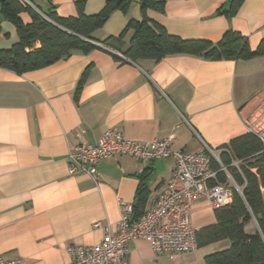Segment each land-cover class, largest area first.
<instances>
[{"label": "crops", "instance_id": "0c3cea01", "mask_svg": "<svg viewBox=\"0 0 264 264\" xmlns=\"http://www.w3.org/2000/svg\"><path fill=\"white\" fill-rule=\"evenodd\" d=\"M50 3L59 16H75L77 0ZM106 0H82L85 14ZM114 9L94 30L95 47L74 50L42 68L17 74L0 67V256L26 264H72L68 246L94 244L114 234L122 203L134 205L142 185L147 211L172 176L170 156L143 161L129 155L100 160L97 181L68 173V152L93 144L107 128L136 141L168 139L171 150L198 151L200 139L219 152L230 139L248 132L244 120L264 99V55L250 59L208 60L177 53L158 61L124 56L101 41L118 36L128 20L140 19L139 0ZM148 18L182 39L217 42L227 30L245 36L254 50L264 40V0H242L232 16L219 14L228 0H158ZM27 23L30 16L20 14ZM18 39L15 27L0 18V48ZM95 222L101 226L94 227ZM192 225L215 222L204 199L194 201ZM128 264H204L197 251L157 254L143 238L127 241Z\"/></svg>", "mask_w": 264, "mask_h": 264}, {"label": "trees", "instance_id": "16d2710c", "mask_svg": "<svg viewBox=\"0 0 264 264\" xmlns=\"http://www.w3.org/2000/svg\"><path fill=\"white\" fill-rule=\"evenodd\" d=\"M0 0V18L9 21L16 29L18 39L10 47L0 48V67L21 74L42 68L72 51L88 52L95 47L91 37L100 28L114 9L125 11L131 0H106L102 8L93 14H85L78 2L75 16H59L50 3L40 8L32 0ZM242 0H228L226 9L217 13L232 16ZM140 19H130L118 36H108L101 44L120 49L122 37L131 31L124 56L135 61L139 58L160 60L169 54L186 53L208 60L250 59L264 55V40L252 50L245 36L227 30L215 43L200 39H182L169 34L158 22L148 18L146 9L161 10L163 2L139 0ZM28 13L30 21L25 23L20 14ZM227 150V151H226ZM259 138L246 132L229 140L219 152L220 162L242 186V193L235 189L230 204L215 208V222L196 230L197 247L218 240H228L225 249L204 256V264H264V152ZM230 156L240 160L237 168L230 166ZM215 167V166H214ZM254 169V171H253ZM219 177L225 179L223 174ZM139 196L133 205L135 217L143 214L141 204L144 196L142 185L137 189ZM253 223L252 231L245 227Z\"/></svg>", "mask_w": 264, "mask_h": 264}, {"label": "built area", "instance_id": "2783aa9c", "mask_svg": "<svg viewBox=\"0 0 264 264\" xmlns=\"http://www.w3.org/2000/svg\"><path fill=\"white\" fill-rule=\"evenodd\" d=\"M244 120L248 132L261 141V151L264 152V99L257 108L247 113ZM200 140L203 147L198 151H173L168 139L136 141L127 139L113 128H107L95 143H79L72 147L67 156L69 175H85L95 181L99 178L97 165L105 158L129 155L143 161L170 156L174 159L172 176L154 204L141 216L135 217L132 203H122L114 234H104L98 243L68 246L72 264H128L126 243L134 238L147 240L151 250L157 254L175 256L195 251L197 229L191 222L194 201L204 199L215 209L231 203L234 189L242 193V186L234 181L228 167L220 162L213 149ZM239 164L240 160L230 156V166L240 171ZM220 174L231 185L222 182ZM93 225L101 226L100 222ZM0 264L26 263L21 258L0 256Z\"/></svg>", "mask_w": 264, "mask_h": 264}, {"label": "rangeland", "instance_id": "374dc122", "mask_svg": "<svg viewBox=\"0 0 264 264\" xmlns=\"http://www.w3.org/2000/svg\"><path fill=\"white\" fill-rule=\"evenodd\" d=\"M134 2L133 0L130 1L129 5H134ZM252 110H250L251 112ZM221 179V178H220ZM222 182L224 183H228L231 185L230 182H227V179H221ZM254 224L253 223H250L248 224L246 227H245V230L246 231H252L253 228H254ZM229 245V241L224 239V240H218V241H215L213 243H210V244H207L205 246H202V247H199V250L197 251L198 254H205L206 252H214V251H219V250H222V249H225L226 247H228Z\"/></svg>", "mask_w": 264, "mask_h": 264}, {"label": "water", "instance_id": "95a60500", "mask_svg": "<svg viewBox=\"0 0 264 264\" xmlns=\"http://www.w3.org/2000/svg\"><path fill=\"white\" fill-rule=\"evenodd\" d=\"M122 0H116L115 3L118 4L120 3Z\"/></svg>", "mask_w": 264, "mask_h": 264}]
</instances>
